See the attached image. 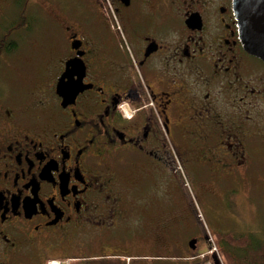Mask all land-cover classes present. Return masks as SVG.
<instances>
[{"label": "flooded vegetation", "instance_id": "1", "mask_svg": "<svg viewBox=\"0 0 264 264\" xmlns=\"http://www.w3.org/2000/svg\"><path fill=\"white\" fill-rule=\"evenodd\" d=\"M17 4L0 0V264L200 255L212 237L177 160L235 193L234 221L264 190V60L234 0ZM62 77L81 88L67 101Z\"/></svg>", "mask_w": 264, "mask_h": 264}, {"label": "rangeland", "instance_id": "2", "mask_svg": "<svg viewBox=\"0 0 264 264\" xmlns=\"http://www.w3.org/2000/svg\"><path fill=\"white\" fill-rule=\"evenodd\" d=\"M26 1L27 0H18V4L14 5V8L17 10L26 8ZM39 4L41 3H37L36 5H29L27 7L28 9H31L34 11V13H36L38 8L40 7ZM13 18L14 16H11V18H8L7 20L2 19L0 23H2L3 25H8L14 20ZM49 31H51V28H48L47 25L39 27V35L34 36L32 41L40 42L41 40L43 42L44 39L42 38V36H44V34L47 35ZM30 35L31 34L29 33L28 36ZM177 164L180 165V171L177 173V176L179 178H183L186 182V187L183 189V191L185 192L184 194L188 195L196 205L197 211L202 217V225L204 229L203 231L208 234V237L213 238V248H218V244L214 243V240L218 241L219 239V234L216 231L222 233L233 231L235 234L240 232L250 233L249 236L251 237V244H255L254 249L257 250L251 249L250 251H242L241 249H235L236 259L239 264H264V190H261L263 188H256L255 193L251 194L249 198L250 200L248 199V205L244 199L245 204L242 203L239 206V212L242 218H239V220L236 219V221H234L232 217L227 215L232 214V209H228L226 205H230L232 200H236L237 197L235 193L233 191H221L217 194L212 191H200L196 178L192 175L185 174L184 168L180 161L177 160ZM175 175L176 174L169 172L165 174V178L168 181L172 182ZM176 190L178 189L174 187L172 189V192ZM177 196L179 195L173 193L171 198H176ZM209 245L210 242L208 241V239H206L205 242H198L196 245V252H205L203 258H200V260L203 261V264H214L215 254L210 253V248L212 247V245L210 247ZM190 247L191 245L189 246V248ZM217 250L218 252L216 253V255L220 259L221 264H226L224 255L220 250V245L219 249ZM176 259L178 260L176 261ZM190 262L191 261L189 259L188 263ZM123 264H180V260L178 257L165 255H149L138 257L128 256L124 260ZM192 264L197 263L194 262Z\"/></svg>", "mask_w": 264, "mask_h": 264}, {"label": "water", "instance_id": "3", "mask_svg": "<svg viewBox=\"0 0 264 264\" xmlns=\"http://www.w3.org/2000/svg\"><path fill=\"white\" fill-rule=\"evenodd\" d=\"M234 6L239 20L240 37L246 50L264 60V0H234ZM70 80L62 77L58 89L60 95L67 101L81 90L77 81L71 87ZM195 247V241H191Z\"/></svg>", "mask_w": 264, "mask_h": 264}, {"label": "trees", "instance_id": "4", "mask_svg": "<svg viewBox=\"0 0 264 264\" xmlns=\"http://www.w3.org/2000/svg\"><path fill=\"white\" fill-rule=\"evenodd\" d=\"M249 235L250 233L245 232L236 234L233 231H227L224 233L220 232L218 241L214 240V242L218 244V249L220 245V250L224 255L226 264H239L236 259L235 249H241L242 251H250L251 249L257 250L254 249L255 244H251V237ZM214 258V264H221V261L216 254L214 255ZM199 264H203V262Z\"/></svg>", "mask_w": 264, "mask_h": 264}, {"label": "crops", "instance_id": "5", "mask_svg": "<svg viewBox=\"0 0 264 264\" xmlns=\"http://www.w3.org/2000/svg\"><path fill=\"white\" fill-rule=\"evenodd\" d=\"M196 253H198V252H196ZM194 256V254L193 253H188L187 254V256H186V258H185V263L187 262V264H192V263H197L196 261H194V260H190L191 262L190 263H188V261H189V259H191V257H193Z\"/></svg>", "mask_w": 264, "mask_h": 264}]
</instances>
